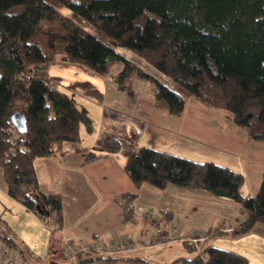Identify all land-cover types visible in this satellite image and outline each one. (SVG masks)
<instances>
[{"label":"trees","instance_id":"16d2710c","mask_svg":"<svg viewBox=\"0 0 264 264\" xmlns=\"http://www.w3.org/2000/svg\"><path fill=\"white\" fill-rule=\"evenodd\" d=\"M61 7L71 13H63ZM118 47L137 54L169 82L158 79ZM57 61L77 63L109 77L123 91L132 90L135 78L150 80L155 102L177 115L185 109L181 92L185 90L208 106L231 112L233 122L251 139L264 140V0H0V166L13 197L35 211L37 204L43 207L44 212L37 213L46 221L56 216V226L51 228L55 234L63 229L62 198L41 190L34 159L57 153L65 141H79L81 124L89 131L93 126L87 111L55 85L49 68ZM26 94L27 129L20 131L12 113ZM124 144L108 136L102 148L118 151ZM124 168L137 188L144 182L159 188L175 184L231 197L247 215L231 230L236 235L264 223V173L256 194H244L242 171L152 145L137 147ZM141 212L146 219L154 217ZM168 213L162 211L163 217ZM153 223L155 240L164 237L161 218ZM212 230L203 233L209 234L206 240L223 231ZM205 239L198 249L184 238L198 253L168 264L249 263L247 256ZM63 240L59 236L64 257L74 264ZM0 241L26 256L27 249L1 217ZM52 249L56 254V245ZM128 254L87 250L79 252L77 259L79 264L147 261Z\"/></svg>","mask_w":264,"mask_h":264},{"label":"crops","instance_id":"0c3cea01","mask_svg":"<svg viewBox=\"0 0 264 264\" xmlns=\"http://www.w3.org/2000/svg\"><path fill=\"white\" fill-rule=\"evenodd\" d=\"M117 50L124 53L128 58L137 56V54L126 48L118 47ZM120 67L121 65L118 64L117 69ZM49 72L55 80V85L69 93L78 107L86 110L93 121L90 131L87 130L84 124H81L79 141H65L61 150L57 153L47 156H37L34 159L41 190L45 193H59L61 195L64 215L62 231L66 235L69 234L68 236L73 237L74 240L100 238L111 244L117 237L115 234L111 237L108 231L105 230L108 229L106 227L110 222L106 226H104V223L111 216L119 214V221L123 222V224H118L120 228L122 226L120 230L127 229L130 231L123 238L131 240L135 244L134 249L122 253L124 255L129 253V256L146 258L141 253L146 247L138 246L134 241L138 223L140 220L145 219V216L141 212L145 209L141 204H138L136 208L135 201L140 195L133 191L132 188L120 191L114 196L115 201L113 202V206H115L116 211L111 210L108 203L109 206L106 210L102 209L93 215L88 214L89 211L85 214L83 212L78 214L79 202L75 208H68L67 204L69 200H72L76 204L75 201L83 197V194H81L83 186H91L100 193L101 185L107 186L108 184H113L117 177H121V173L115 171V161L121 167H124L129 154L142 145H152L161 150L186 156L194 160L210 159L226 164L245 174L246 182L242 190L244 194L254 195L253 193L258 191L263 174H258L255 177L257 183L255 181L253 190H250L248 187L247 173L249 169L246 154L235 148L233 150L231 145H229L230 140L226 142V145H220L214 141H210V143L193 137L191 132L183 128L182 114L184 111L181 115L169 112L162 103L155 102V94H149L148 100L141 95L138 97L134 95L135 97L130 99L135 89L125 93V91L118 88L111 78L99 76L77 63L57 61L50 66ZM148 87L151 91L150 85ZM17 110L24 111L23 109ZM217 116H219V113ZM166 117H168L169 121L165 120ZM230 123H234L233 119H231ZM241 130L238 134L240 137L244 139L249 137L243 128ZM108 136L122 139L125 143L124 146L118 151L103 149V140ZM221 146H227V149ZM113 158L116 160H113ZM125 174H127L126 171ZM147 184V182H144L139 188L149 193L150 189L156 196L163 193L159 187H149ZM68 187L70 189L66 190ZM189 190L195 192L203 202L211 196H217L209 191L207 193L206 189L202 188ZM66 191L68 195H66ZM92 193H94V190H92ZM128 193H134L135 195L134 197H127L126 194ZM217 198L221 202H224V204L232 205V202H234L228 196H217ZM102 199L104 201L106 198ZM156 205L161 209L163 207L162 211H168L169 213L166 216H169L168 218L171 217L172 209L169 203L164 204V206L158 203ZM110 211L112 212L110 213ZM87 216L89 218H85ZM166 216L163 218H167ZM0 217L5 221L17 240L23 244L22 246L27 249L26 256L24 258L21 257L15 264H38L36 263L37 260L34 261L30 258L44 260L49 257L57 238L64 235L62 231H58L56 234L53 233L47 225V221L41 218L37 211L20 202L9 193L1 166ZM246 218L247 215L238 206L233 214L217 210L215 217L211 219L208 229H204L207 227L204 225L190 227L191 229L188 232H185L183 227L179 229H181V234L185 236H197L206 233L211 228H217L216 226H225L227 228H220L223 231L210 235L207 238L208 242L247 256L249 259L248 264H264V227L259 226V222L255 223L248 233L236 235L231 232L234 227H237ZM233 219L236 220V223H232ZM162 227L164 234L168 235L170 231L167 228L169 229L170 227L163 225ZM99 233L102 234L100 235ZM183 242L184 245L182 247L181 245H177V242H173L175 247L179 246L180 249L175 250L174 247V254L166 258L171 260L146 258L147 261L145 262L130 260L122 261L120 264H168L180 257H194L198 253V250L189 241L183 239Z\"/></svg>","mask_w":264,"mask_h":264},{"label":"rangeland","instance_id":"374dc122","mask_svg":"<svg viewBox=\"0 0 264 264\" xmlns=\"http://www.w3.org/2000/svg\"><path fill=\"white\" fill-rule=\"evenodd\" d=\"M60 10L65 14L71 13V11L66 7H61ZM88 28L90 29V27ZM130 59L139 63L142 68L148 69L150 72L154 73L158 79L164 82H169V79L164 74L156 71L150 65L141 62V59L138 58V55L134 58L131 57ZM148 85H150L151 91ZM133 89H135V92L134 94H131L133 96H130V99L134 98V95H136V97L141 95L142 97L144 96L146 100H148L149 94H154L153 83L150 80L146 79L135 78L132 90ZM127 92L129 91H125V93ZM181 92L186 98V105L184 113L182 114L184 130L191 132L193 137L206 142L214 141L217 142L216 144L226 145V142L230 140L229 145H231L233 150L235 148L236 150H240L244 154H246L249 169L247 173L248 187L250 188V190H253L255 181L257 183L255 177L258 176V174H263L264 172V140H250L249 137H247L246 139L240 137L238 134L240 133V131H242V128H240L234 123H230L231 119L233 118L231 112L208 106L207 104L203 103L194 95L188 93L185 90H181ZM27 94L23 95L22 103H20L16 107L17 109L26 108V104L28 103V99L26 97ZM215 111H217L216 116ZM218 113L219 116H217ZM165 120L169 121L168 117H166ZM221 147L227 149V146ZM113 160L116 159L113 158ZM115 162V171L121 173V177H117L113 184H108L107 186L101 185L100 187L102 188L100 193L91 186H83L81 190V194H83V197H80L78 200H76V204L72 200H69V202L67 203L68 208H75L77 203L79 202L80 206H78V214H80L81 212L85 214L89 211L88 214L93 215L95 213H98L102 209L106 210L109 205L111 210L116 211L115 206H113V202L115 201L114 196L120 191L132 188L133 191L140 195V197L135 201L136 208L138 207V204H141L143 205L142 207L145 209V212H150L152 215H154L152 219L145 220L146 218L144 217L145 219L140 220V222L138 223L137 231L134 236V241L137 243L138 246L146 247L144 251L141 252L142 254H144V256H146V258L153 260H171L166 258H169V256H171L175 252V244H173V242H177V245H181L182 247V245H184L183 239L193 236H185L181 234L182 232H180V227H183L185 229V232H188V230L191 229L190 227H193L195 225H204L207 226L204 229H208L210 226L209 224L211 222V219L215 217L217 210H222L224 212H230L231 214H233L235 213V209H237L240 205L238 202L235 201L232 202V205L224 204V202L218 200L217 196H211L205 199L203 202V200L198 197L195 192L190 191L189 188L180 187L175 184H168L165 188H159L160 191H162L163 193L156 196L152 193V190L150 189L149 193L143 189H140L139 187L137 188L134 183H132V180L129 178L128 174H125L124 167H121L117 161ZM147 185H149V187H156L149 183ZM67 189L70 188L68 187L66 188V190ZM92 190H94V193H92ZM205 191L209 193L207 190ZM256 192L253 194H256ZM66 193V195H68L67 191ZM101 198L106 199L103 201V199L101 200ZM217 200L218 202H216ZM156 203L163 204V206L164 204L169 203V206L172 209L171 217L163 219V207L161 209L158 205H156ZM111 212L112 211H110V213ZM239 214H237V216H239ZM119 217V214L113 215L104 223V226H106L110 222V224L106 227L108 229L105 230L108 231L111 237H113V234H115L116 237H123L130 233V231H128L127 229L120 230L122 226L120 228L118 224H123V222L119 221ZM85 218H89V216ZM160 218L163 226L170 227L169 229L167 228L170 233L168 235H164L165 238L162 242L155 243L154 232L156 231V226L153 223V219L156 220ZM234 222L236 223L235 219L232 220V223ZM258 225L264 227L263 222H259ZM216 227L218 229L227 228L225 226ZM212 232H214V230H212ZM99 234L101 235L102 233ZM63 238L64 236H62V240ZM79 240L80 239L76 241ZM81 240H93L102 243H108L106 240L100 238ZM55 245L57 250L56 254L51 253L49 257L44 260H38L34 258L30 259L34 261L37 260L36 263L38 264H71V260L66 259L64 257V253L62 252L59 245V237L57 238ZM179 249V246L175 247V250ZM53 250L54 249H52V251Z\"/></svg>","mask_w":264,"mask_h":264},{"label":"built area","instance_id":"2783aa9c","mask_svg":"<svg viewBox=\"0 0 264 264\" xmlns=\"http://www.w3.org/2000/svg\"><path fill=\"white\" fill-rule=\"evenodd\" d=\"M55 221H56V216L52 215L51 218H49V220L47 221V225L50 228H52L56 226ZM62 230L63 229H61V231ZM217 230L218 228H215L214 232H216ZM160 231L161 228L157 226V232ZM63 236H64L63 247L66 250L67 254L73 258L74 264H79L77 259L79 252L91 250L102 254H118L135 248V244L133 241L123 237L120 238L117 237L115 240H113L111 244H108L93 240L73 241L71 236H68L66 234H64ZM207 236H208L207 234H202L199 237L191 236V237H187L186 239L190 240L199 249V245H200L199 242L205 239ZM163 240L164 237H162L161 235L160 237L156 238L155 243L162 242ZM21 257L22 255L19 251L13 249L11 246H8L0 241V264H15L16 261H18Z\"/></svg>","mask_w":264,"mask_h":264},{"label":"water","instance_id":"95a60500","mask_svg":"<svg viewBox=\"0 0 264 264\" xmlns=\"http://www.w3.org/2000/svg\"><path fill=\"white\" fill-rule=\"evenodd\" d=\"M12 120L14 122V124L16 125V127L20 130V131H25L27 129V124H26V118H25V114L24 111L21 110H17L14 111L12 113ZM36 209L39 213H43V207H41L40 205L37 204Z\"/></svg>","mask_w":264,"mask_h":264}]
</instances>
